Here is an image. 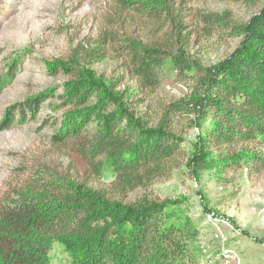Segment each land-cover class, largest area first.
Listing matches in <instances>:
<instances>
[{"label": "trees", "instance_id": "trees-1", "mask_svg": "<svg viewBox=\"0 0 264 264\" xmlns=\"http://www.w3.org/2000/svg\"><path fill=\"white\" fill-rule=\"evenodd\" d=\"M226 1L259 10L243 21L228 10L195 13L209 32L240 37L228 57L203 65L186 56L189 32L184 19L190 7L184 0H117L120 11L159 25L166 40L144 43L103 30L95 48L78 46L79 57L63 66L70 74L61 94L66 109L51 139L87 168L86 175L80 180L68 171L37 169L19 188L0 197V264H51L56 242L67 253L66 264L192 260L196 229L181 208L182 200L125 197L170 177L171 160L182 154L184 141L169 127L172 113L193 114L199 129L185 162L191 175L217 164L244 167L251 175L264 172V0ZM107 45L124 57L140 88H159L169 57L180 79L190 81V92L166 104L158 124L150 125L136 112L134 91L118 89L120 78L90 67L104 56ZM16 108L21 110L19 120L5 116L0 129L35 117L37 99ZM105 168L113 180L106 187L92 186L87 176L98 177Z\"/></svg>", "mask_w": 264, "mask_h": 264}, {"label": "rangeland", "instance_id": "rangeland-1", "mask_svg": "<svg viewBox=\"0 0 264 264\" xmlns=\"http://www.w3.org/2000/svg\"><path fill=\"white\" fill-rule=\"evenodd\" d=\"M184 2L190 7L184 19L189 32L186 56L203 65L228 57L240 37L209 32L195 13L228 10L232 18L243 21L259 10L226 0ZM103 30L129 34L144 43L166 40L159 25L120 11L117 0H0V121L5 116L19 120L21 110L16 105L24 107L37 99L35 117L0 129V197L19 188L37 169L68 171L80 180L86 175L87 168L66 155L51 136L66 109L61 94L70 74L63 70L64 65L79 57L78 46L95 48ZM90 67L106 77L120 78L118 89L134 91L136 112L152 126L160 121L166 104L190 92V81L180 79L169 57L163 66L164 80L153 92L140 88L127 61L111 46ZM193 118L185 113L168 115L172 132L184 138L182 154L171 160L169 178L136 189L125 200L146 195L183 201L181 208L196 229L191 243L194 256L187 264H264V172L251 175L244 167L217 164L197 177L191 175L185 162L199 133ZM220 152H215L216 158ZM87 177L92 186L100 188L109 185L114 175L105 168L100 176ZM50 256L51 264L68 262L66 251L57 242Z\"/></svg>", "mask_w": 264, "mask_h": 264}]
</instances>
